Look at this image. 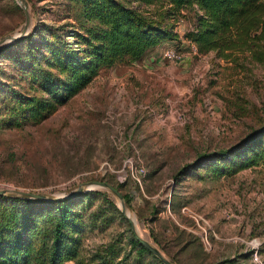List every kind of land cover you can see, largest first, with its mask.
<instances>
[{
	"label": "rangeland",
	"instance_id": "1",
	"mask_svg": "<svg viewBox=\"0 0 264 264\" xmlns=\"http://www.w3.org/2000/svg\"><path fill=\"white\" fill-rule=\"evenodd\" d=\"M95 1L0 0V39L26 34L0 42V220L18 223L33 212L48 229L56 219L47 199L79 187L66 204L82 223L80 264H163L129 244L133 233L172 264H264L263 165L243 162L249 149L232 165L224 158L194 163L264 125V40L259 54L245 44L225 55L200 52L189 39L195 8L182 6L169 14L171 38L142 59L100 67L44 118L28 119L26 104L49 98L41 73L57 75L55 56L65 45L76 47L77 34L95 24L86 17ZM122 1L142 12L164 11ZM164 48L180 60L167 62ZM129 155L143 169L139 182L124 162ZM91 180L130 194L128 203L122 196L124 212L117 196Z\"/></svg>",
	"mask_w": 264,
	"mask_h": 264
},
{
	"label": "trees",
	"instance_id": "2",
	"mask_svg": "<svg viewBox=\"0 0 264 264\" xmlns=\"http://www.w3.org/2000/svg\"><path fill=\"white\" fill-rule=\"evenodd\" d=\"M138 1L145 8L157 4L161 9L164 7V11L142 12L126 6L122 0L91 3L86 17L94 20L95 24L86 26L82 34H77L80 41L76 47L65 45L64 51L55 56L54 69L58 76L51 72L41 73L42 78L46 79L43 86L49 98L27 103L28 119L37 122L44 118L58 104L82 89L100 67L122 59L129 62L142 59L161 40L171 38L173 34L167 23L169 14H174L182 6L195 8L196 26L189 32V39L195 43L198 51L214 50L225 55L226 50L245 44L246 47L251 45L248 48L251 53H262V47L256 49V46L260 45L258 40H264V0ZM49 78H52V84ZM245 149L250 151V155L243 159L245 164L257 162L264 167V125L251 130L233 146L198 154L194 163L196 165L205 158L215 163L214 160L224 158L232 165L233 157ZM182 173L183 169H180L175 174ZM122 196L128 203L130 194ZM72 197L47 199L49 206L55 207L56 219L48 229L40 226L33 212H28L18 223L9 219L0 220V264H66L70 260L80 264L76 235L80 233L82 223L80 219L76 220L79 214L71 212L70 204H66ZM64 226L67 230L63 229ZM129 244L138 245V251H148L134 236ZM96 257L98 261L106 259Z\"/></svg>",
	"mask_w": 264,
	"mask_h": 264
},
{
	"label": "water",
	"instance_id": "3",
	"mask_svg": "<svg viewBox=\"0 0 264 264\" xmlns=\"http://www.w3.org/2000/svg\"><path fill=\"white\" fill-rule=\"evenodd\" d=\"M24 19H25V24L24 25H26L27 22H28V16H27V12L25 10H24ZM22 35H24V34H22ZM10 38L11 39H16L17 37L16 36H5V37L0 39V42L3 41V40H6V39H10ZM86 183L96 184V185H100V186L108 188L120 200V207H121L120 210H121V212H124V210H123L124 201H123L122 195L119 193V191L115 187H113L108 182L99 181V180H91V181H88ZM18 192L23 194V195H25V196H29V197H32V198L47 199L44 194L38 193V192H30V191H18ZM80 192H81V189L78 187L77 189H75V190H73V191H71V192H69L67 194H64V195H61V196H56V197H51L49 199H51V200H53V199L54 200H59V199H62V198H68V197L75 196V195L79 194ZM2 193H3V190L0 189V194H2ZM128 222L130 223L131 230H133V225H132L131 220L128 219ZM133 234H134V238L142 246H144L150 253L154 254L163 264H172L169 260H167L165 257H163L162 254L160 253V251L157 248H155L154 246H152L147 240H144L143 238L139 237L135 233H133Z\"/></svg>",
	"mask_w": 264,
	"mask_h": 264
},
{
	"label": "built area",
	"instance_id": "4",
	"mask_svg": "<svg viewBox=\"0 0 264 264\" xmlns=\"http://www.w3.org/2000/svg\"><path fill=\"white\" fill-rule=\"evenodd\" d=\"M162 58H164L167 62L169 63H175L180 60L181 54L176 52V50L172 48H164L163 51L161 52ZM124 162L128 165V167L131 168V176L133 178H136V180L139 182V178L137 177L138 174H142L143 169L141 166L136 167L134 165V159L132 155H129L125 158ZM130 175V173H129ZM135 175V176H134ZM184 208V207H183ZM253 260H257L256 254L253 252Z\"/></svg>",
	"mask_w": 264,
	"mask_h": 264
},
{
	"label": "crops",
	"instance_id": "5",
	"mask_svg": "<svg viewBox=\"0 0 264 264\" xmlns=\"http://www.w3.org/2000/svg\"><path fill=\"white\" fill-rule=\"evenodd\" d=\"M155 50H156V49H155ZM155 50H153V51H155ZM151 55H152V53H149V54H148V58H149L150 61H152V58L154 59V57H152Z\"/></svg>",
	"mask_w": 264,
	"mask_h": 264
}]
</instances>
